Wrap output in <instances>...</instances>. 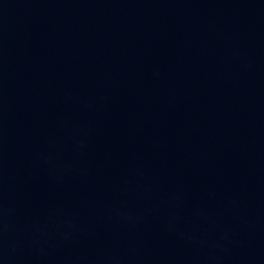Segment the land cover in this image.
Returning <instances> with one entry per match:
<instances>
[{"label":"water","instance_id":"95a60500","mask_svg":"<svg viewBox=\"0 0 264 264\" xmlns=\"http://www.w3.org/2000/svg\"><path fill=\"white\" fill-rule=\"evenodd\" d=\"M0 264H264V0H0Z\"/></svg>","mask_w":264,"mask_h":264}]
</instances>
